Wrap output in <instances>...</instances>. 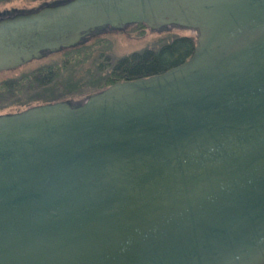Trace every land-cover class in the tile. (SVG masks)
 <instances>
[{"label": "water", "instance_id": "water-1", "mask_svg": "<svg viewBox=\"0 0 264 264\" xmlns=\"http://www.w3.org/2000/svg\"><path fill=\"white\" fill-rule=\"evenodd\" d=\"M134 24L192 54L0 114V264H264V0L3 12L0 72Z\"/></svg>", "mask_w": 264, "mask_h": 264}, {"label": "trees", "instance_id": "trees-1", "mask_svg": "<svg viewBox=\"0 0 264 264\" xmlns=\"http://www.w3.org/2000/svg\"><path fill=\"white\" fill-rule=\"evenodd\" d=\"M7 1L9 0H0V4ZM145 29L147 28L142 24H134L121 31L105 32H135L140 36ZM171 30L176 29L164 30L167 31L165 39L160 40L156 47H146L130 52L113 61L106 56L102 57L100 53L99 57H102V62L94 67L96 74L93 78L85 81L71 80L69 72L79 67L81 60L88 58L87 55L91 53L94 46L88 47L84 43L103 32L94 33L78 45L59 51L65 55V59L59 65L40 66L17 78L0 81V99L2 100L0 109L7 105L24 106L21 109L10 111L15 112L36 104L69 99L77 91H80L78 95L84 94L85 97L117 81L161 73L188 59L195 44L193 33L177 35L170 32ZM83 89L87 91L83 93ZM8 98L11 99L7 100ZM34 101L40 102L33 103Z\"/></svg>", "mask_w": 264, "mask_h": 264}, {"label": "rangeland", "instance_id": "rangeland-1", "mask_svg": "<svg viewBox=\"0 0 264 264\" xmlns=\"http://www.w3.org/2000/svg\"><path fill=\"white\" fill-rule=\"evenodd\" d=\"M60 0H9L0 4V13H16L21 11L30 10L40 6L41 4H50ZM167 31H150L145 29L142 35H137L135 32H103L95 37L88 39L84 45L92 47L91 53L87 55V59L80 61V66L74 68L69 72L71 80L85 81L86 79L93 78L95 73L94 67L102 62V57L106 56L111 61L126 55L130 52L139 51L143 48H153L159 44V41L165 39ZM173 34L177 35H190L191 32L184 30H171ZM90 49V48H89ZM101 53V56L99 57ZM65 59L63 52L47 54L39 59L31 60L23 65L14 69L0 72V81L14 79L23 73L35 70L40 66L59 65ZM66 73V72H65ZM32 88V87H31ZM34 91V88H32ZM85 89V88H84ZM83 89V90H84ZM31 91V90H30ZM87 90H84L86 92ZM77 91L69 99L64 100H79L84 98V94L78 95ZM83 96V97H81ZM81 97V98H79ZM11 98H8L9 100ZM5 100V99H4ZM6 100V101H7ZM0 99V105L2 104ZM40 101H34L38 103ZM22 105H7L0 109V113L10 112L21 109Z\"/></svg>", "mask_w": 264, "mask_h": 264}]
</instances>
